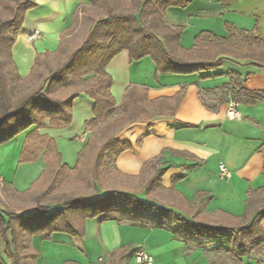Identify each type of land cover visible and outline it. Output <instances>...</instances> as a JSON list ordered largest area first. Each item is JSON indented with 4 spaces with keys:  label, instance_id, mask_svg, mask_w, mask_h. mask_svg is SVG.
<instances>
[{
    "label": "crops",
    "instance_id": "obj_1",
    "mask_svg": "<svg viewBox=\"0 0 264 264\" xmlns=\"http://www.w3.org/2000/svg\"><path fill=\"white\" fill-rule=\"evenodd\" d=\"M32 2L34 7L26 12L11 48L21 77L29 75L36 55L55 52L62 36L76 23L75 11L79 13L89 3L88 0ZM164 18L169 25L182 27L180 44L184 48L192 47L202 31L225 37L226 25L264 38V0H190L183 7L166 8ZM35 28L41 31V36L29 41L27 34ZM106 72L112 78L110 93L116 105L131 86L145 87L150 100L173 97L183 90L173 115L154 116L115 132L116 139L133 145L110 163L118 175V190L150 198L181 214H185V207L198 204L203 216L227 214L248 220L257 209L264 208L261 200L264 190H259L264 187V66L248 59L225 57L214 70L156 74L149 56L130 61L128 51L122 50L107 65ZM229 72L240 75L243 89L262 92L254 103L238 100L235 108L238 118L229 113V102L237 100ZM93 105L90 96L79 93L73 100L72 121L68 126L38 129L40 135L55 140L62 162L69 167H73L72 157L79 153L72 140L84 144L90 135L85 123L92 118ZM34 128L31 126L9 141L16 142L12 148L16 155L26 134ZM138 139L140 143L136 145ZM148 161H154L155 167L149 166ZM220 164L227 168L228 176L220 175ZM23 165L19 179L23 183L35 182L45 167L44 161L38 160ZM159 168H164L160 185L154 184L146 195L145 185L153 176V169ZM35 170L39 173L35 174ZM15 180L5 182L0 177V186L8 183L16 199L2 197L18 210L17 203L24 198L20 196L25 195L26 189L17 186ZM252 191L256 193L250 195ZM117 205L108 220L87 218L82 237L62 232H54L50 238L34 235L32 245L40 253L36 264H135L132 253L116 262L112 256L119 248L136 247L147 250L153 264H218L214 257L225 253L215 249L223 238L209 232L193 235L176 216L157 209ZM256 259L264 262V256L242 258L244 264H254Z\"/></svg>",
    "mask_w": 264,
    "mask_h": 264
},
{
    "label": "trees",
    "instance_id": "obj_2",
    "mask_svg": "<svg viewBox=\"0 0 264 264\" xmlns=\"http://www.w3.org/2000/svg\"><path fill=\"white\" fill-rule=\"evenodd\" d=\"M129 1L131 6L121 8L115 0H88L82 8L101 4L105 8L104 17H91V26L82 41L57 66L52 65L51 59L62 52L61 41L54 53L36 55L29 75L21 77L13 62L11 48L22 29L26 12L34 7V3L32 0H0V145L35 126L25 136L19 161L34 162L41 157L45 163L34 182L36 189L30 194L35 203L32 209L19 212L8 205L2 195L16 199L8 183H4L0 191V264H8L5 257L13 264H36L40 253L32 245L34 235L50 238L52 233L62 232L82 237L87 218L110 219L120 200L176 216L193 235L209 232L228 239L231 247L220 244L215 249L227 253L234 264H244L243 257L264 256V208L243 220L227 214L219 217L200 215L198 204L185 207V214H181L150 198L142 199L124 190L109 189L101 195L97 193V188L103 186L104 166L133 147L128 141L116 139L115 132L137 121H149L154 116L173 115L183 96L182 90L173 97L150 100L145 87L131 86L116 105L110 93L112 78L106 67L119 52L127 50L130 61L149 56L155 64L156 74L214 70L225 57L248 59L257 66H264V38L231 25H226L225 37L202 31L195 37L192 47L184 48L180 44L182 27L169 25L164 12L170 6L183 7L190 0ZM75 14L77 19L78 11ZM42 64L45 71H37ZM228 75L237 93V100L233 101L254 103L262 97V92L243 89L239 74L229 72ZM31 76L40 80L37 87L29 91L17 88ZM79 93L94 100L92 118L85 123V130L90 135L77 155L75 166L69 167L62 162L55 140L40 135L38 129L68 126L72 121V103ZM139 143L140 139L135 144ZM155 164L148 161L153 168ZM163 171L164 168L153 169V176L145 185L146 195L154 184L160 185ZM74 183L82 189L67 190ZM253 193L256 191L250 195ZM132 251L117 249L112 256L113 262ZM254 264L264 262L256 259Z\"/></svg>",
    "mask_w": 264,
    "mask_h": 264
},
{
    "label": "rangeland",
    "instance_id": "obj_3",
    "mask_svg": "<svg viewBox=\"0 0 264 264\" xmlns=\"http://www.w3.org/2000/svg\"><path fill=\"white\" fill-rule=\"evenodd\" d=\"M115 1L117 3V6L121 7V8H126L128 6H131V3L129 0H115ZM104 15H105V8L101 4L90 5L88 8L82 9V11H80L78 13L75 25L71 28V30L69 32L65 33L62 36V40H61V51L62 52L57 53L52 57V59H51L52 65L55 67L59 63H61L63 61L65 55L71 49L75 48L82 41L87 30L91 26V23H92L91 17H92V19H99V18L104 17ZM2 16H4L3 12H2ZM144 63H146V62H144ZM43 67H44L43 64L38 66L37 71L44 72L45 69ZM39 83H40V80L37 79L36 76H31V77H28L23 82L19 83L17 85V88H20L23 91H29V90L37 87L39 85ZM9 141H7V142H9ZM6 143H3L1 145H4ZM15 143L16 142L11 141L8 144H6L5 148H0V177H3L5 179V182H10L14 178H16V180H15L16 185L19 187L22 186V188L26 189V193L24 192L25 195L20 196V197H24V200L25 199L26 200L25 201L22 200L19 203H17V205H20V206H18V208H19L18 210L25 211V210H30L34 207V201L32 200V196L30 194L32 191H34V189H36V186L34 185V182L23 183V182H20V180H19L21 177L22 171H23V166H24L23 164H25L26 162L25 161L20 162L19 161V154L16 155V151L14 152L12 150V148H14L16 146ZM72 143H73L75 150L78 149L79 152L84 147V144H82L78 139L72 140ZM2 151H3V153H2ZM72 158L73 159H71V162H72L71 166H75L76 160H77V155L73 156ZM37 160L39 161V163H41L43 161V159L41 157H39ZM33 167H35V166H33ZM103 169L105 172L104 173V179L105 180L103 179L104 180L103 186L106 187L105 190H107V189H120V186L118 185V183L116 181V179L118 178V175H117L116 171L112 169V166L110 165V163H107V165H105ZM38 173H39V171L35 170V174H38ZM2 188L3 187L0 186V191ZM81 189H82V187H80L77 183H74L71 186H69L67 190L77 191V190H81ZM86 189H88V188H86ZM97 189H98L97 193L99 195H101L105 191V190L101 189V187H99ZM88 190H90V189H88ZM261 200L263 201L264 198H261ZM27 202H29V204H27ZM118 204L121 205L122 208H124L126 206H133L131 204V202H129L127 200L126 201L120 200V201H118ZM28 207H31V208L27 209ZM153 220L155 221V219H153ZM210 234H211V236L215 235L214 233H210ZM220 243H222L228 247L231 246L228 239H224ZM214 258L218 264H234L232 262V260L229 258L227 253L221 254L220 256H217ZM5 260L8 262V264H13L11 262V260H7L6 257H5ZM125 262H128V260H126Z\"/></svg>",
    "mask_w": 264,
    "mask_h": 264
},
{
    "label": "built area",
    "instance_id": "obj_4",
    "mask_svg": "<svg viewBox=\"0 0 264 264\" xmlns=\"http://www.w3.org/2000/svg\"><path fill=\"white\" fill-rule=\"evenodd\" d=\"M40 36H41V31L35 28L27 34V39L29 41H33V40L38 39ZM228 106H229V113L231 114V116L238 118L239 113L235 109L237 106V102L232 100L229 102ZM219 173L222 176L229 175V171L223 164L219 165ZM132 258L135 264H153V258L151 254L142 247H136L133 249Z\"/></svg>",
    "mask_w": 264,
    "mask_h": 264
}]
</instances>
